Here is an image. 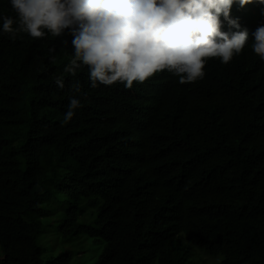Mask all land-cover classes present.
I'll return each instance as SVG.
<instances>
[{"label": "trees", "instance_id": "16d2710c", "mask_svg": "<svg viewBox=\"0 0 264 264\" xmlns=\"http://www.w3.org/2000/svg\"><path fill=\"white\" fill-rule=\"evenodd\" d=\"M0 14L15 18L10 0ZM72 58V40L13 41L0 22V264H67L42 260L52 215L105 240L93 264H264V60L245 48L196 82L163 71L128 89L92 88Z\"/></svg>", "mask_w": 264, "mask_h": 264}, {"label": "clouds", "instance_id": "9594fccd", "mask_svg": "<svg viewBox=\"0 0 264 264\" xmlns=\"http://www.w3.org/2000/svg\"><path fill=\"white\" fill-rule=\"evenodd\" d=\"M264 0H10L15 18L0 14L2 32L72 40L73 58L64 71L87 73L90 86L120 83L128 89L167 71L180 84L205 76L217 61L234 68L243 49L264 60L263 13L252 3ZM82 66V67H81ZM56 85L63 89L64 79ZM76 93L78 84L73 85ZM82 107L73 96L67 123Z\"/></svg>", "mask_w": 264, "mask_h": 264}, {"label": "rangeland", "instance_id": "374dc122", "mask_svg": "<svg viewBox=\"0 0 264 264\" xmlns=\"http://www.w3.org/2000/svg\"><path fill=\"white\" fill-rule=\"evenodd\" d=\"M91 210V207L85 208L83 213L85 218L89 217L88 214ZM57 219L58 216L56 215L44 218L45 224L48 225V232L45 235L44 231L39 237L42 247V260L48 263L53 258H60L63 254L70 253L71 257L67 264H93L103 251L105 240L96 239L84 233L68 238L56 231L54 223ZM220 260L221 257L214 258L215 264H220Z\"/></svg>", "mask_w": 264, "mask_h": 264}]
</instances>
